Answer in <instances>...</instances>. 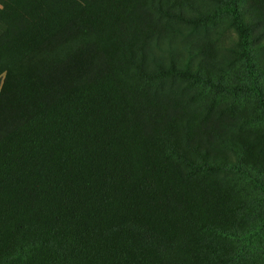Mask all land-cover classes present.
Returning a JSON list of instances; mask_svg holds the SVG:
<instances>
[{
	"label": "rangeland",
	"instance_id": "1",
	"mask_svg": "<svg viewBox=\"0 0 264 264\" xmlns=\"http://www.w3.org/2000/svg\"><path fill=\"white\" fill-rule=\"evenodd\" d=\"M52 1L0 0V45L25 26L21 13L44 35L41 44L66 40L58 34L65 19L69 41L86 46L67 52L59 70L45 68L59 60L52 52L34 64L38 69L8 74L0 106V264H157L154 244L172 247L165 264H206L225 235L198 224H211L208 214H231L212 210L217 195H229L235 206L240 199L244 222L263 220L254 234L232 233L229 264H264V212H249L264 202V0L238 1L246 46L228 0H115L110 12L120 20L108 32L97 26L99 4L90 0H58L62 14L52 9L31 18ZM86 25L96 29L94 38ZM84 61L87 68L78 67ZM171 63L198 70L218 92L172 76ZM30 75L37 83L27 82ZM204 116L218 118L223 153L236 161L240 152L250 175L228 168L193 181L175 161L160 158L163 132L181 139L186 129L200 130ZM7 175L12 184L2 179ZM103 181L108 200L97 206L99 197L87 191ZM191 212L201 219L192 223ZM131 221L163 230L150 231L155 242L142 246L121 229ZM83 237L85 244L72 243Z\"/></svg>",
	"mask_w": 264,
	"mask_h": 264
},
{
	"label": "trees",
	"instance_id": "2",
	"mask_svg": "<svg viewBox=\"0 0 264 264\" xmlns=\"http://www.w3.org/2000/svg\"><path fill=\"white\" fill-rule=\"evenodd\" d=\"M110 4L104 3L100 0H90L89 3L96 2L99 4V13L97 16L101 18L100 22L97 26L101 27L108 32L110 28L113 30L116 28V24L118 20H120L114 12H110L111 9H115L114 4L116 3L115 0H109ZM238 1L239 0H228L226 4V9L230 12L232 15L234 22L237 23L236 29L238 33L239 40H243V45L246 46L247 42V35H248V27L243 23L240 12L238 9ZM69 5L67 7H74L72 3H68ZM42 5V6H41ZM40 7H38V10L34 14L31 15V18L33 20H41L42 18H46L48 16V13L52 12V9L55 10L57 13L58 10H60L61 14L63 13V9H65V6L60 4L58 0L52 1L51 4H41ZM77 10V8H75ZM16 12L19 13V11L16 9ZM107 13H110L111 16H107ZM21 16L23 23L25 26L21 31H18L15 35L10 37L6 42L0 45V106H2V98L4 99L3 95V88H5L6 81L8 79V74L14 70V69H20V70H35L38 69L34 64L37 63V61H49V53H58L59 54V60L54 58L56 60L55 66H49L45 67L47 71H51L54 68L56 70H59L61 66L64 64L61 62V59L66 57V53L69 52V54L74 50L75 52H79L82 49L86 48L84 45H75V41L71 40L69 41V26L68 23L63 24V21L65 19H59V27H62L61 30H64L65 32L59 31L58 34H61L62 37H66V40L60 41L57 43H50L45 45V43L41 44V40L44 37V35H41L38 29H32L34 26L33 23H29L27 19L23 17L21 13H19ZM132 18V16H131ZM181 18V17H179ZM106 20L107 22H105ZM131 23V19L129 20ZM31 22V21H30ZM99 22V21H97ZM87 26V25H86ZM83 27V30L86 31V34L89 35L90 38H94L97 35V31L94 28L93 25H89L87 27ZM74 31L78 32L81 29L78 30L77 27H74ZM57 34V38H58ZM79 35V34H78ZM36 36V37H35ZM47 36V34L45 35ZM41 37V38H39ZM30 39V40H29ZM59 39V38H58ZM34 41V43L29 42ZM76 41H78L76 39ZM19 45V48L17 50L11 51L15 46ZM41 55V59H38V56ZM43 56V57H42ZM96 64H102L103 54L100 50L99 53H96ZM52 57V56H51ZM53 58V57H52ZM140 61V60H139ZM134 65V63H132ZM88 62L84 61L80 66V68H87ZM140 68H143L141 63L139 65ZM169 72L172 76L178 77L180 79L185 80L187 83H201V87H208L209 89H212L213 92H218L217 87H213L209 79L202 78L201 74L196 69H191L188 64L183 65V67L178 68L173 63H171V67ZM176 75V76H175ZM16 78H19V76H16ZM27 82H34L37 83V79L34 76H27L25 77ZM210 104V103H209ZM211 105V104H210ZM4 112L7 113L8 109L3 108ZM161 111V110H160ZM165 112L167 110H164ZM162 113V111H161ZM223 110L218 113V117L223 116ZM167 115V114H166ZM202 127L200 130L196 131L191 127V129H186L183 132V137L180 139L179 137L175 136L173 137L171 134L168 133V131L163 132L161 134V137L159 138V145H158V154L162 160H172L175 161L177 166L182 169L184 175L187 177V179L195 180L196 176L199 175L202 172H210L213 170H225V169H236L240 170V174L250 175V170H247V168L241 167L240 164H242V156L239 153L236 154V161H229V157H227L222 149L224 150L226 146L222 144V140H218L217 137H219L220 130L217 129L218 127V118H212L208 116H204ZM205 126V128H203ZM194 137V138H191ZM222 148V149H221ZM244 162L248 163V166L251 164V161L249 159H245ZM253 165V164H251ZM249 171V172H248ZM199 173V174H198ZM87 178V181L90 180L91 175H87L85 177V180ZM5 181H9L10 184H12L13 178L10 175H7L6 177L2 178ZM88 190V194L91 196L90 193H93L99 197V204L97 206L103 205L104 201L108 200L105 196V192L107 191L108 195V186L105 181H103L98 187V191H91ZM229 195H223V196H215L213 199H211L212 203V210L213 206L216 208V206L222 207V209L228 210L231 214L229 215H223V213H219V216H213L210 218L211 215H209V222L211 224L200 222L198 225L209 229H214L219 231L221 234L225 235L223 238V243L221 244V252L211 251L209 253V257L205 259L206 264H229L230 257H228V253L230 250V243H231V236L234 231H239L243 229L245 232L253 233L252 230L257 228L259 224L263 222L258 221L257 223L250 219L248 221H243L239 209V205H242L243 203H240V199L236 201V206L228 201ZM109 198V197H108ZM70 199V198H69ZM256 200H259V197L256 198ZM69 203V200H67ZM264 201V200H263ZM91 206L94 208V200L90 198ZM71 203V202H70ZM240 203V204H239ZM257 204V202H256ZM254 207H251L250 213L253 214L255 217L256 215H261L264 212V202H262L260 205L257 204ZM259 205V206H258ZM255 208V209H254ZM211 208L208 207L206 210L207 212H212ZM63 211V210H62ZM61 211V212H62ZM226 216L228 219H223L222 216ZM200 220L201 216L197 214L196 212H191V216L189 220L192 223H195V218ZM253 218V217H252ZM229 223L228 228L225 225V223ZM264 227V224L261 226ZM121 229L125 232H131L134 237L139 240L142 243V246L149 245L155 242V240H151L150 237V231H155L157 234L161 233L163 228L162 226H154L150 227L145 224V222L142 223H136V222H128L123 225H121ZM61 233H67L66 229L63 228L60 231ZM254 234V233H253ZM158 236V235H157ZM66 242V240H65ZM87 242V238L78 239L74 242H72L75 245L81 246ZM139 242V243H140ZM69 244V242H67ZM154 247L156 248L160 261L157 264H165V259L169 256H172L173 250L172 247H164L160 245L154 244ZM167 248V249H165Z\"/></svg>",
	"mask_w": 264,
	"mask_h": 264
}]
</instances>
